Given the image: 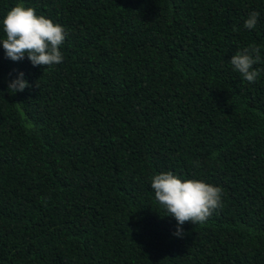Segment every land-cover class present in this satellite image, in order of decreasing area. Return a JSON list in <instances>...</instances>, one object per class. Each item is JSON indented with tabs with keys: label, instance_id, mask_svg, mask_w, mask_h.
I'll list each match as a JSON object with an SVG mask.
<instances>
[{
	"label": "trees",
	"instance_id": "trees-1",
	"mask_svg": "<svg viewBox=\"0 0 264 264\" xmlns=\"http://www.w3.org/2000/svg\"><path fill=\"white\" fill-rule=\"evenodd\" d=\"M17 3L67 35L45 68L0 45V264H264V0H0V20ZM249 45L255 83L229 62ZM167 171L222 189L180 237Z\"/></svg>",
	"mask_w": 264,
	"mask_h": 264
},
{
	"label": "clouds",
	"instance_id": "clouds-1",
	"mask_svg": "<svg viewBox=\"0 0 264 264\" xmlns=\"http://www.w3.org/2000/svg\"><path fill=\"white\" fill-rule=\"evenodd\" d=\"M259 13L252 11L244 21L246 29H254ZM5 38L0 41L6 58L21 61L27 56L33 67H49L63 60L59 50L67 35L66 29L59 23L43 15H37L32 7L17 3L0 20ZM261 61V49L249 45L236 51L230 59L234 70L248 81L255 83L261 70L253 66ZM29 87L23 79V73L8 83V92H23ZM33 126L29 124L31 129ZM151 188L155 199L163 206L166 215L173 217L178 227L174 235L180 237L183 229L179 226L191 222L203 224L222 207V189L200 179H181L172 171L155 174L151 179Z\"/></svg>",
	"mask_w": 264,
	"mask_h": 264
}]
</instances>
